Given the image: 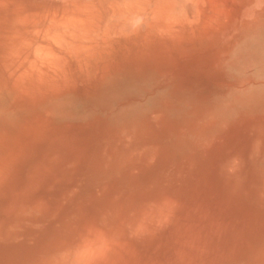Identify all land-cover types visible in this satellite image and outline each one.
Returning a JSON list of instances; mask_svg holds the SVG:
<instances>
[{"label": "rangeland", "instance_id": "rangeland-1", "mask_svg": "<svg viewBox=\"0 0 264 264\" xmlns=\"http://www.w3.org/2000/svg\"><path fill=\"white\" fill-rule=\"evenodd\" d=\"M34 1L0 0V264H264V0L133 3L102 79L42 93Z\"/></svg>", "mask_w": 264, "mask_h": 264}, {"label": "bare ground", "instance_id": "bare-ground-1", "mask_svg": "<svg viewBox=\"0 0 264 264\" xmlns=\"http://www.w3.org/2000/svg\"><path fill=\"white\" fill-rule=\"evenodd\" d=\"M121 1L122 0H35L34 7L29 11L27 10L28 12L26 14H29V16L20 18L25 20L24 25L23 23L20 25L18 22L17 26L15 20L18 21V19L13 18V23L15 24L18 32L16 35L19 36L20 39L18 41L11 42L13 43L12 54L10 55L11 58L13 57L12 61L16 60L18 64L20 63L23 65L24 69L22 70V73L26 77V80L30 81L31 79L37 86L34 87H36L38 91H41L40 93L44 91L54 92L68 89L70 90L75 87L78 89L81 85L86 88L88 85V80L96 83L98 80H100V78L102 79L104 74L110 71L107 67L115 66L113 65L117 60V57L115 56L119 52L125 51L124 49H126V47L124 46H126V44L132 46L133 44L132 25L135 24L133 22H136L139 19L141 21L142 19L138 17L139 15H137L136 12L133 13L132 4L139 1L147 2V0H133V2L120 3ZM156 2L158 5L161 4L164 6V9L161 10L166 11L173 9H170V6L174 4V0H156ZM180 3L182 6H177L178 9H176L178 11L180 10L181 12V7H183L184 3H186L184 5H186L185 7L187 8V4L192 2L178 0L177 4ZM144 6L145 5H143V7ZM150 6H153L152 3ZM19 7L22 6L19 5ZM134 8L136 9V7ZM24 9L23 7L20 9L22 10V13H24ZM139 9L140 11H143V9ZM178 11L175 13H178ZM157 12L163 13V11L160 12V10ZM189 12L191 13V9ZM195 12L196 11H194V13ZM7 14H9V12ZM133 14L137 15V18L132 17ZM143 14L140 17H143ZM149 14L150 13L145 14V19L147 16H149ZM165 14H167V12ZM180 15H182V12ZM182 16L180 19H184ZM15 17L17 16L15 15ZM150 17H147V23L150 22ZM153 18L154 17H151V20ZM133 19L137 20L135 21ZM156 20L157 19L155 18L153 19L155 23ZM144 23H146L145 20ZM164 24L165 23H156L152 27L150 25V27L153 29L154 27L163 26ZM13 25H10V27ZM138 25L140 24L138 23ZM14 28L15 27L13 26L11 30H14ZM122 47L124 49L120 51ZM129 51L130 50H128V52ZM131 54L133 55V53ZM105 61H110L112 64L109 63L110 66H105ZM21 67L22 66H18V68ZM104 70L108 71L106 72ZM81 72H83L82 75L85 76L84 84H82L84 77H81ZM26 97L28 98V95Z\"/></svg>", "mask_w": 264, "mask_h": 264}]
</instances>
